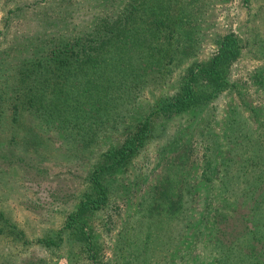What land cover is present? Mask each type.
<instances>
[{"label":"rangeland","instance_id":"1","mask_svg":"<svg viewBox=\"0 0 264 264\" xmlns=\"http://www.w3.org/2000/svg\"><path fill=\"white\" fill-rule=\"evenodd\" d=\"M129 3L0 0V264H201L197 255L212 246L211 221L198 236L209 186L215 188L213 202L223 203L236 198L218 191L225 185L264 184V179L250 176L264 166L244 162L258 147L264 156V0H164L170 16L164 20L156 6L159 20L167 26L160 40L147 36L153 30L152 20L138 22L140 35L147 34L152 48L146 51L149 44L140 39L137 49L142 51L130 60L144 68L141 73L156 72L157 79L151 82L150 74L144 77L147 83L141 84L126 125L160 100L173 97L188 70L208 66L223 37L236 41V56L219 66L218 86L213 85L215 92L205 106L155 117L156 128H166L165 138L147 143L128 165L109 175L113 185L109 200L80 215L75 225L90 239L92 249L78 240L46 246L89 190V174L118 144L114 138L122 135L102 136L75 152L60 146L50 132L35 128L30 133L28 127L38 120L26 112L13 135L17 140L31 134L44 136L47 145L25 148L19 142L9 143L7 106L13 98L14 67L30 55L36 37L90 31L93 21L104 14H123ZM145 10V5L139 6L140 19ZM162 42L166 49L157 50ZM160 56L163 59L157 61ZM232 141L239 149L233 151ZM228 172L244 175L227 180ZM216 223L226 243L236 241L240 215ZM174 230L179 239L172 243Z\"/></svg>","mask_w":264,"mask_h":264},{"label":"trees","instance_id":"2","mask_svg":"<svg viewBox=\"0 0 264 264\" xmlns=\"http://www.w3.org/2000/svg\"><path fill=\"white\" fill-rule=\"evenodd\" d=\"M163 1L130 0L123 14L119 12L115 17L104 14L96 22L93 21L90 31L83 29L79 33L56 34L44 39L36 37L30 43L33 47L30 55L25 56L21 64L14 67L15 79L11 89L13 98L7 106L11 119V124L7 125L11 133L9 143L19 142L25 148L30 145H47L44 136L31 134L30 137L17 140L13 135L23 123L22 117L26 112L33 114L38 120L36 126L28 127L30 133L35 128L42 133L50 132L57 141L59 139L60 146L72 147L75 152L87 149L102 136L122 135V138H114L118 144L111 147L107 155H103L104 159L89 174V190L84 191L79 206L67 219L60 233L55 238L51 236L47 239L46 246L58 245V240L67 245L78 240L86 241L92 249L90 239L87 241L83 231L75 225L80 215L99 209L101 204L109 200L113 186L109 175L128 165L147 143L165 138L166 128L163 126L158 130L155 117L180 115L189 108L205 106L215 92L213 85L218 86L219 66L229 57L236 56V41L229 36L223 37L218 53L208 66H196L188 70L173 97L160 100L157 105L146 110L145 114H138L131 125H126L127 119L132 118L129 113L138 98L141 84L147 83L144 77L150 74L151 82L157 79L154 75L156 72L151 70V73H141V70L145 72L144 68L130 60L137 50L142 51L137 49L140 39L149 44L146 51H151L152 48V43L146 39L147 34L140 35L138 22L145 18L147 21L152 20L153 30L147 36L152 40H160L162 29L167 26L159 20L157 7L165 16L164 20H168L170 16ZM141 5H145L146 10L140 19L138 10ZM15 9L23 10L20 7ZM162 49H166L163 42L157 50ZM160 58L157 61L163 59L162 56ZM204 82L211 84L203 89L201 86ZM254 114L255 117L258 116L257 112ZM231 143L234 144L233 151L239 149L235 147V141ZM254 150L253 158L245 159L244 162L252 161L253 165L259 162L264 166V156L260 155L261 147ZM244 172L238 175L228 172L230 176L225 178L239 179ZM250 176L256 181L264 179V169ZM202 178L206 180L205 172ZM208 189L209 201L204 205L202 230L198 236L203 234L204 226L211 221L213 233L209 241L212 246L197 255L201 264H264V184L254 182L244 186L233 183L225 185L218 191L236 198L230 202L226 199L223 203L213 202V185ZM187 201L190 202V199ZM235 214L241 217V232L238 233V240L228 244L220 237L216 222L217 219L225 222ZM177 239L179 235L174 230L171 242L175 243Z\"/></svg>","mask_w":264,"mask_h":264}]
</instances>
